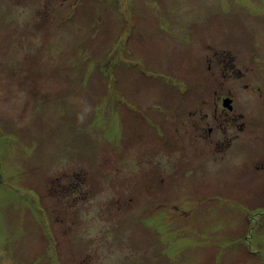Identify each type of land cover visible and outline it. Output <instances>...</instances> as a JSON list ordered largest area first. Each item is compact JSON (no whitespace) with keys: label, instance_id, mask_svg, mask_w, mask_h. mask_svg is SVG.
<instances>
[{"label":"rangeland","instance_id":"1","mask_svg":"<svg viewBox=\"0 0 264 264\" xmlns=\"http://www.w3.org/2000/svg\"><path fill=\"white\" fill-rule=\"evenodd\" d=\"M228 92L242 162L193 127ZM262 156L264 0H0V264H264Z\"/></svg>","mask_w":264,"mask_h":264},{"label":"flooded vegetation","instance_id":"2","mask_svg":"<svg viewBox=\"0 0 264 264\" xmlns=\"http://www.w3.org/2000/svg\"><path fill=\"white\" fill-rule=\"evenodd\" d=\"M222 59L218 58V61H222ZM225 68L226 70L229 69L227 72L230 77L233 75L236 77L243 76L244 72L239 67L228 68L225 66ZM210 70L211 65H208L207 71ZM212 105V116L210 118L207 115L202 116L198 111L201 117L194 120V124L191 123V125L193 124L194 129L198 130L196 133H200L199 136L204 141L207 140L215 148V155L219 156L220 159L224 160L227 157L232 161L242 162V151L238 148V143L242 141V134L246 129L247 114L243 112L241 105L240 107L237 106L238 104L231 92L215 99ZM202 130H205L206 135L203 134ZM254 166L256 169L264 170V157L255 159Z\"/></svg>","mask_w":264,"mask_h":264},{"label":"crops","instance_id":"3","mask_svg":"<svg viewBox=\"0 0 264 264\" xmlns=\"http://www.w3.org/2000/svg\"><path fill=\"white\" fill-rule=\"evenodd\" d=\"M215 230L221 231V232H218L214 238L217 241V244H214V245L217 246L220 244V242L225 241L229 236H227L225 234L226 233L225 229L217 228ZM199 231H201V230H199ZM205 231H207L209 233L211 231V229H206ZM194 233L195 234H190V238L193 237V241L190 240V258L192 260H194L195 262L196 261L199 262V264H200V263H202L201 253L203 255L205 250H206V245H209V244H205V240H206L208 233H205L204 231H201V233H199V234H197V231H195ZM209 235H212V234L209 233ZM208 247H210V245ZM194 251H196V254H194ZM219 251L220 250L218 249L217 252L221 256L220 252L222 253V250L220 252ZM243 253H244V255H243ZM240 254H241V258H244L246 260V264H256V262H255V260H257L256 258L252 257L254 259V260H252L251 258L246 257L245 252L241 251V249H239V248H236V250L233 251L232 261L234 262L235 256L240 257ZM214 261L216 263H220V264H222L223 262H225V263L229 262V260H223V261L218 260V259H216V256L214 257ZM234 264H235V262H234Z\"/></svg>","mask_w":264,"mask_h":264},{"label":"clouds","instance_id":"4","mask_svg":"<svg viewBox=\"0 0 264 264\" xmlns=\"http://www.w3.org/2000/svg\"><path fill=\"white\" fill-rule=\"evenodd\" d=\"M91 111V105H87L86 107H84L82 113H78V121L81 123L84 122L86 115L89 114Z\"/></svg>","mask_w":264,"mask_h":264},{"label":"trees","instance_id":"5","mask_svg":"<svg viewBox=\"0 0 264 264\" xmlns=\"http://www.w3.org/2000/svg\"><path fill=\"white\" fill-rule=\"evenodd\" d=\"M111 64H113V62H111ZM112 67V65H110Z\"/></svg>","mask_w":264,"mask_h":264}]
</instances>
